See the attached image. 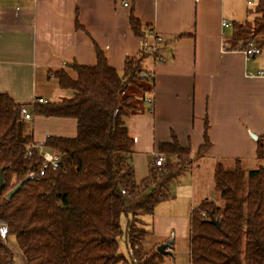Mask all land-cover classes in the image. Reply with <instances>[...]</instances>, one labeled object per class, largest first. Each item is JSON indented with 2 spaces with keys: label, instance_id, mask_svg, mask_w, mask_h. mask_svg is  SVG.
Listing matches in <instances>:
<instances>
[{
  "label": "trees",
  "instance_id": "obj_1",
  "mask_svg": "<svg viewBox=\"0 0 264 264\" xmlns=\"http://www.w3.org/2000/svg\"><path fill=\"white\" fill-rule=\"evenodd\" d=\"M247 14L253 19L233 22L226 47L241 51L255 42L264 52V0ZM130 26L144 42L148 27L133 14ZM150 56L142 48L118 72L97 49L96 66L72 64L70 72L52 73L61 89L73 93L58 102L26 105L0 93V168L5 181L0 193V264H15L7 243L10 236L16 239L21 264L163 263L165 257L157 252L160 245L152 243L155 209L172 198V184L188 170L185 156L192 152L176 139L160 145L167 163L160 170L151 169L137 184L130 162L135 141L127 122L140 111L138 96L142 99L154 88V78L142 68ZM23 107L32 115L77 120L75 138L49 137L44 144L45 150L60 156L58 169L41 175L42 158L37 152L27 156L35 143ZM207 129L208 125L206 133ZM257 145L260 166L246 172L241 161L231 170L219 165L214 187L221 204L206 199L194 208L191 264H264V136ZM209 146L206 135L196 155ZM20 183L16 195L7 199ZM122 239L127 255L120 252Z\"/></svg>",
  "mask_w": 264,
  "mask_h": 264
},
{
  "label": "crops",
  "instance_id": "obj_2",
  "mask_svg": "<svg viewBox=\"0 0 264 264\" xmlns=\"http://www.w3.org/2000/svg\"><path fill=\"white\" fill-rule=\"evenodd\" d=\"M238 12L231 0H0V93L21 104L71 97L52 73L70 72L72 64L96 66L97 49L122 72L143 47L130 26L132 14L148 27L145 40L163 37L158 54L142 61L154 88L138 96L140 111L127 122L135 141L130 159L135 180L140 184L159 169L162 144L176 139L197 154L207 135L210 146L172 184V198L155 209L152 243L172 241L162 264H180V251L191 264L192 212L204 200L218 199L217 167L231 170L241 161L249 172L260 166L253 136H264V77L258 76L264 52L248 58L226 47L233 25L223 23L236 22ZM27 124L41 147L49 137L75 138L78 132L74 118L33 115Z\"/></svg>",
  "mask_w": 264,
  "mask_h": 264
},
{
  "label": "built area",
  "instance_id": "obj_3",
  "mask_svg": "<svg viewBox=\"0 0 264 264\" xmlns=\"http://www.w3.org/2000/svg\"><path fill=\"white\" fill-rule=\"evenodd\" d=\"M248 3L251 5L252 4V0H249ZM125 6H129L128 3L125 4ZM224 27H229L232 26L231 23L229 22H224L223 23ZM163 37L159 36V35H155L154 36V42L155 43H150L147 40H144L143 42V49L149 53L152 54L154 56H156L159 52L158 47L159 45L163 42ZM243 53L248 57H254V56H258L261 55L263 53V50L260 48H257L255 46V42H250L247 47L245 49L242 50ZM258 76L260 77H264V72L260 71L258 73ZM41 103H46L47 101L44 100H40ZM22 115L24 117V119L29 122L33 120V115L31 114V112L29 111V109L27 107H23L22 110ZM34 152H37L39 154V156L42 158L43 160V165H42V169L40 174L44 175V173L48 170V169H52V170H56L58 169L60 162H61V158L59 155L47 151L45 150L43 147L38 146L36 144H31L29 146L28 152H27V156H31ZM166 164L164 156L163 155H158L156 161H155V165L156 167H162ZM33 176V175H31Z\"/></svg>",
  "mask_w": 264,
  "mask_h": 264
},
{
  "label": "rangeland",
  "instance_id": "obj_4",
  "mask_svg": "<svg viewBox=\"0 0 264 264\" xmlns=\"http://www.w3.org/2000/svg\"><path fill=\"white\" fill-rule=\"evenodd\" d=\"M231 1H232V4L236 6L237 10H239L238 16L236 17V22L245 23L247 21V19L248 20L253 19L252 16L246 17V11L248 9H254L257 5L258 0H252V5H248V0H236V2H234L235 0H231ZM200 156H202L201 153H199L198 155L193 154V153L186 155L185 158L187 159V163H186L187 169L194 168V166H196V164L199 163ZM231 169H234V168H231ZM213 200H215V199H213ZM217 200L216 201L218 202V204H221L220 199H217ZM203 215L206 216L205 214H203ZM124 241L125 240L122 239L120 242L121 243L120 252L127 255L128 250L126 248ZM7 243H8V246L10 247V249L12 250V252L16 256L15 264H21V254H20L19 248L17 246L15 237L10 236L7 240ZM181 252L182 251H180V253H179L181 256L177 258V263L189 264L188 260H187V254L183 253L184 255H182ZM169 256H165V258L169 257Z\"/></svg>",
  "mask_w": 264,
  "mask_h": 264
},
{
  "label": "water",
  "instance_id": "obj_5",
  "mask_svg": "<svg viewBox=\"0 0 264 264\" xmlns=\"http://www.w3.org/2000/svg\"><path fill=\"white\" fill-rule=\"evenodd\" d=\"M253 138L255 140L258 139V137L253 136ZM23 183H20L14 190H12L11 192H9L6 196L7 199H12L16 193L20 190V188L22 187ZM5 188V181H4V171L2 168H0V193H2V191ZM210 222L212 224H214L215 226H217L218 228H220V223L218 220H215L214 218H211ZM171 244L172 241H168L166 243L161 244L158 248H157V252L159 254H161L162 256H169L171 254Z\"/></svg>",
  "mask_w": 264,
  "mask_h": 264
}]
</instances>
